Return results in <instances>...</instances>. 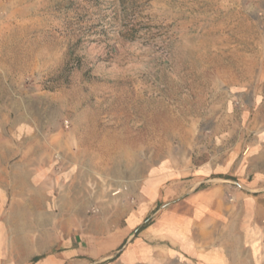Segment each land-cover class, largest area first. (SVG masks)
<instances>
[{"label":"rangeland","instance_id":"obj_1","mask_svg":"<svg viewBox=\"0 0 264 264\" xmlns=\"http://www.w3.org/2000/svg\"><path fill=\"white\" fill-rule=\"evenodd\" d=\"M202 170L264 194V0H0V189L59 184L57 211L98 217L158 178L137 235ZM10 200L0 251H21L46 215Z\"/></svg>","mask_w":264,"mask_h":264},{"label":"crops","instance_id":"obj_2","mask_svg":"<svg viewBox=\"0 0 264 264\" xmlns=\"http://www.w3.org/2000/svg\"><path fill=\"white\" fill-rule=\"evenodd\" d=\"M207 176L202 170V176L189 182L190 188L169 189L168 198L181 200L160 211L137 235V227L161 200L158 178L139 181L133 187L135 205L123 193L120 200L125 202L117 209L105 207L98 217L83 215L73 200L64 214L63 197L58 199L57 211L59 184L3 187L0 191L11 198L12 208L46 218H36L31 234L17 235L27 239L23 250L2 249L0 264H12L2 256L15 254L27 255L15 264H264V215L255 212L264 209V194L228 189L237 201L233 203L224 189L198 188ZM57 212L63 215L55 220Z\"/></svg>","mask_w":264,"mask_h":264},{"label":"built area","instance_id":"obj_3","mask_svg":"<svg viewBox=\"0 0 264 264\" xmlns=\"http://www.w3.org/2000/svg\"><path fill=\"white\" fill-rule=\"evenodd\" d=\"M263 223H264V219H263ZM262 246L264 248V239L262 240Z\"/></svg>","mask_w":264,"mask_h":264}]
</instances>
